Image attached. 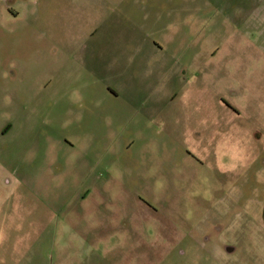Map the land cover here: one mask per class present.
<instances>
[{
	"label": "rangeland",
	"instance_id": "374dc122",
	"mask_svg": "<svg viewBox=\"0 0 264 264\" xmlns=\"http://www.w3.org/2000/svg\"><path fill=\"white\" fill-rule=\"evenodd\" d=\"M0 202V264H264V0H0Z\"/></svg>",
	"mask_w": 264,
	"mask_h": 264
},
{
	"label": "flooded vegetation",
	"instance_id": "af4514ba",
	"mask_svg": "<svg viewBox=\"0 0 264 264\" xmlns=\"http://www.w3.org/2000/svg\"><path fill=\"white\" fill-rule=\"evenodd\" d=\"M70 50V53L72 54L73 52L71 51V49H69ZM73 56H76V53L75 54H73Z\"/></svg>",
	"mask_w": 264,
	"mask_h": 264
},
{
	"label": "crops",
	"instance_id": "0c3cea01",
	"mask_svg": "<svg viewBox=\"0 0 264 264\" xmlns=\"http://www.w3.org/2000/svg\"><path fill=\"white\" fill-rule=\"evenodd\" d=\"M0 204H1V202H0Z\"/></svg>",
	"mask_w": 264,
	"mask_h": 264
}]
</instances>
